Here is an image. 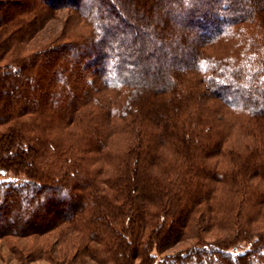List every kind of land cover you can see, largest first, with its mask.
Returning <instances> with one entry per match:
<instances>
[{"label":"trees","instance_id":"1","mask_svg":"<svg viewBox=\"0 0 264 264\" xmlns=\"http://www.w3.org/2000/svg\"><path fill=\"white\" fill-rule=\"evenodd\" d=\"M34 235L264 264V0H0V238Z\"/></svg>","mask_w":264,"mask_h":264},{"label":"rangeland","instance_id":"2","mask_svg":"<svg viewBox=\"0 0 264 264\" xmlns=\"http://www.w3.org/2000/svg\"><path fill=\"white\" fill-rule=\"evenodd\" d=\"M66 15L67 12H61L59 20L51 23L52 25L54 24L53 29L56 34L60 33ZM47 237L34 235L28 237L8 236L0 238V264H100L87 257H84L82 260L76 256L71 258L72 252L69 257L59 260L60 255H58V252L63 247L54 245V250L50 249L44 242ZM242 245H240V248H244Z\"/></svg>","mask_w":264,"mask_h":264}]
</instances>
